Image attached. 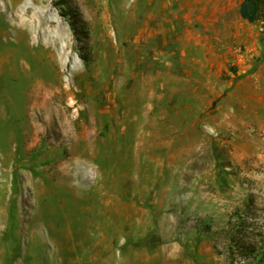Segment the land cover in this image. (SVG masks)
I'll use <instances>...</instances> for the list:
<instances>
[{"label":"rangeland","instance_id":"rangeland-1","mask_svg":"<svg viewBox=\"0 0 264 264\" xmlns=\"http://www.w3.org/2000/svg\"><path fill=\"white\" fill-rule=\"evenodd\" d=\"M241 2L0 0V264H253L223 233L264 235Z\"/></svg>","mask_w":264,"mask_h":264},{"label":"trees","instance_id":"trees-1","mask_svg":"<svg viewBox=\"0 0 264 264\" xmlns=\"http://www.w3.org/2000/svg\"><path fill=\"white\" fill-rule=\"evenodd\" d=\"M239 14L243 20L249 23H264V0H242L239 7ZM241 213V209L236 210L233 218H237V221H239L242 218ZM244 224L246 223H243V221L233 223L230 220L226 229L223 230V233L226 234L231 242L235 243L242 254L251 258L253 264H264V235H260L259 238L245 240L239 229Z\"/></svg>","mask_w":264,"mask_h":264}]
</instances>
